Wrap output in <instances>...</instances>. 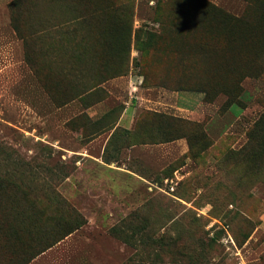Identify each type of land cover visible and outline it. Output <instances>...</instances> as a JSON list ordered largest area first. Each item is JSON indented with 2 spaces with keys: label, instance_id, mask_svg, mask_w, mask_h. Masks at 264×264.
Instances as JSON below:
<instances>
[{
  "label": "rangeland",
  "instance_id": "1",
  "mask_svg": "<svg viewBox=\"0 0 264 264\" xmlns=\"http://www.w3.org/2000/svg\"><path fill=\"white\" fill-rule=\"evenodd\" d=\"M258 59L264 0H0V264H264Z\"/></svg>",
  "mask_w": 264,
  "mask_h": 264
},
{
  "label": "trees",
  "instance_id": "2",
  "mask_svg": "<svg viewBox=\"0 0 264 264\" xmlns=\"http://www.w3.org/2000/svg\"><path fill=\"white\" fill-rule=\"evenodd\" d=\"M258 61H260V63L262 64V65H264V61L262 62V60L261 59H258ZM78 228V226H75L74 228H71L70 230H67L66 232H64V233H62V234H60V235H58L59 236V239H57L56 240V242L57 241H59V240H61V239H63L64 237H66L68 234H70L71 232H73L75 229H77ZM54 244V243H53ZM52 244H50V245H48L46 248H49L50 246H51ZM45 249H43L42 251H44Z\"/></svg>",
  "mask_w": 264,
  "mask_h": 264
}]
</instances>
